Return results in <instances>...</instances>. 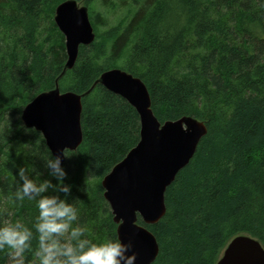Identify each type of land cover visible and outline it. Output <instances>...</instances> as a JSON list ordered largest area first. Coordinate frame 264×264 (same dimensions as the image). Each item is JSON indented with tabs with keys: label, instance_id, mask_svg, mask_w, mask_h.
Wrapping results in <instances>:
<instances>
[{
	"label": "trees",
	"instance_id": "obj_1",
	"mask_svg": "<svg viewBox=\"0 0 264 264\" xmlns=\"http://www.w3.org/2000/svg\"><path fill=\"white\" fill-rule=\"evenodd\" d=\"M62 1L0 0V221L31 227L38 215L35 201L15 199L19 167L56 183L42 134L22 122L25 105L56 83L82 94L120 67L143 81L161 124L191 116L207 129L165 191V214L154 224L138 217L158 242L151 264H216L239 234L264 248V0H83L95 39L59 77L67 55L54 12ZM81 103L82 141L62 163L66 198L101 243L118 238L101 180L138 142L140 119L99 83ZM37 247L34 239L25 264ZM9 251L0 250V264H12Z\"/></svg>",
	"mask_w": 264,
	"mask_h": 264
},
{
	"label": "water",
	"instance_id": "obj_2",
	"mask_svg": "<svg viewBox=\"0 0 264 264\" xmlns=\"http://www.w3.org/2000/svg\"><path fill=\"white\" fill-rule=\"evenodd\" d=\"M54 21L64 35L67 55L60 77L74 66L79 47L91 44L95 33L87 6L79 5L77 0L59 3ZM97 83L124 98L139 115L138 142L102 178L101 184L119 240L131 244L129 254H135V264H151L158 254V242L147 227L137 222L138 217L145 224H154L165 214V191L192 158L207 131L206 125L191 116L161 124L151 109L143 81L114 67L102 72L82 94L60 91L56 83L53 89L38 93L25 105L22 122L42 134L52 155L62 156V150L73 151L80 145L81 98ZM216 264H264V248L255 237L239 234L227 243Z\"/></svg>",
	"mask_w": 264,
	"mask_h": 264
},
{
	"label": "clouds",
	"instance_id": "obj_3",
	"mask_svg": "<svg viewBox=\"0 0 264 264\" xmlns=\"http://www.w3.org/2000/svg\"><path fill=\"white\" fill-rule=\"evenodd\" d=\"M62 157H68L63 150L62 156L51 155L44 161L48 176L56 183L47 178L33 179L25 167H19L15 199L35 201L38 215L31 227L20 220L0 221V250H10L12 264H25V253L32 251L36 239V261L30 264H135V254H129L130 243L119 238L95 243L88 238L89 229L80 222L79 209L66 198L72 185L65 182L68 174ZM50 190L52 194H48Z\"/></svg>",
	"mask_w": 264,
	"mask_h": 264
},
{
	"label": "rangeland",
	"instance_id": "obj_4",
	"mask_svg": "<svg viewBox=\"0 0 264 264\" xmlns=\"http://www.w3.org/2000/svg\"><path fill=\"white\" fill-rule=\"evenodd\" d=\"M79 5H85L84 1L83 0H79L77 1ZM102 9V6L100 7V10ZM111 17V16H110ZM111 22V20H110ZM117 68H120V67H117ZM121 69V68H120Z\"/></svg>",
	"mask_w": 264,
	"mask_h": 264
}]
</instances>
